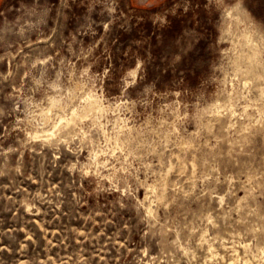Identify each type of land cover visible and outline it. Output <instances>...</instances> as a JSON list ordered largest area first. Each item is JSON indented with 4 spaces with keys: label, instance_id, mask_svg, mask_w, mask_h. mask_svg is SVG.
I'll return each instance as SVG.
<instances>
[{
    "label": "rangeland",
    "instance_id": "rangeland-1",
    "mask_svg": "<svg viewBox=\"0 0 264 264\" xmlns=\"http://www.w3.org/2000/svg\"><path fill=\"white\" fill-rule=\"evenodd\" d=\"M0 264H264V0H0Z\"/></svg>",
    "mask_w": 264,
    "mask_h": 264
},
{
    "label": "bare ground",
    "instance_id": "bare-ground-1",
    "mask_svg": "<svg viewBox=\"0 0 264 264\" xmlns=\"http://www.w3.org/2000/svg\"><path fill=\"white\" fill-rule=\"evenodd\" d=\"M255 50V49H254ZM254 52L253 51V56H254ZM257 52V50H256ZM258 54V53H257ZM251 57V56H250ZM255 57V56H254ZM259 58V57H258ZM253 59V58H252ZM255 59V58H254ZM255 61V60H254ZM96 107V101L92 100L89 104H88V109L89 110H94V108ZM232 262V261H231ZM233 263V262H232Z\"/></svg>",
    "mask_w": 264,
    "mask_h": 264
}]
</instances>
